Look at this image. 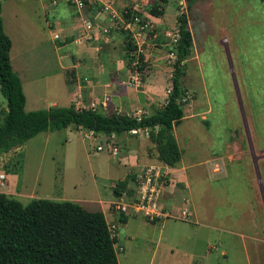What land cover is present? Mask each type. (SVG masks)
Wrapping results in <instances>:
<instances>
[{
    "label": "rangeland",
    "instance_id": "374dc122",
    "mask_svg": "<svg viewBox=\"0 0 264 264\" xmlns=\"http://www.w3.org/2000/svg\"><path fill=\"white\" fill-rule=\"evenodd\" d=\"M55 1L56 6H51L53 0H1L3 30L12 42L9 57L22 82L25 112L49 109L51 103L66 107L65 80L71 76L65 75L58 56L74 48L67 45L57 52V45L66 43L62 37L52 40L47 24L58 20L53 18L57 9L68 15L73 9L66 0ZM155 1L159 0L133 10L149 15ZM188 1L160 3L165 18L153 17L148 35L142 34V52L148 55L147 66L163 67L167 98L177 17L187 13L193 44L181 78L186 90L184 117L174 135L182 153L179 165L186 168L188 178L185 198L196 223L168 218L161 221L162 231L159 223L142 215L119 223L120 214L111 208L112 191L128 169L110 156L103 134L87 139L89 133L74 126L38 134L2 154L0 174L6 179L0 192L23 205L46 199L102 210L117 237L119 264H264V1L197 0L191 8ZM90 21L96 35L108 27L102 26V19ZM114 30L109 29L106 43L97 36L83 43L91 46L96 41L99 51L106 50L112 47L113 35L123 41L128 34ZM77 35H82L81 26ZM117 48L124 58L125 43ZM0 109L7 110L1 93ZM99 146L102 151H97ZM169 179L174 186L170 173Z\"/></svg>",
    "mask_w": 264,
    "mask_h": 264
},
{
    "label": "trees",
    "instance_id": "16d2710c",
    "mask_svg": "<svg viewBox=\"0 0 264 264\" xmlns=\"http://www.w3.org/2000/svg\"><path fill=\"white\" fill-rule=\"evenodd\" d=\"M196 1L189 0L188 8ZM160 3L166 4L167 0L153 2L149 15L163 16L164 9L160 8ZM125 10L121 14L125 20L140 16L132 8ZM177 23L171 89L161 109L139 119L121 114L104 115L91 109H78L75 105L25 112L26 97L20 78L11 66L9 53L12 43L3 30L0 0V93L7 106L6 111L0 109V156L38 134L70 126L107 136L147 130L148 138L155 146L157 160L168 167L176 166L180 162L181 151L173 131L184 117L186 90L181 78L193 44L187 13H181ZM114 31L124 33L125 30ZM127 33L123 35L124 60L128 68L142 72L147 61L142 53L131 55L137 46L129 31ZM135 59L137 65L133 66ZM127 185L128 180L119 181L112 191L114 197H120L127 190L132 194L133 190L127 189ZM119 214V221L126 222L127 216ZM116 243L117 237L111 234L100 210L90 211L76 202L46 199H33L23 205L0 192V264H119Z\"/></svg>",
    "mask_w": 264,
    "mask_h": 264
},
{
    "label": "crops",
    "instance_id": "0c3cea01",
    "mask_svg": "<svg viewBox=\"0 0 264 264\" xmlns=\"http://www.w3.org/2000/svg\"><path fill=\"white\" fill-rule=\"evenodd\" d=\"M149 1L150 0H112L111 3L117 13L124 7L135 8L137 6V8H143L144 6H147ZM56 5V1L53 0L51 6ZM66 6H72L71 8L73 11L68 15L56 8L58 14L54 15L53 18L58 17V20H54L47 24L49 32H51V39L57 41L62 37L66 43H61L60 46L57 45V52L61 51L67 45L74 48L72 52H66L58 56L59 63H61V66L63 65L62 69L66 71L65 75L69 73L71 76L69 81L65 80L69 85V90L65 92L66 107L75 105L78 109H91L104 115L123 114L128 116H134V113L137 110L142 111L144 115H150L155 110L161 109L166 103L165 101L167 98L165 92L166 90L168 91L169 88L168 84H163V67H157L156 64H151L152 67L146 65L147 67L145 66V69L142 72L128 68L126 61L123 58L124 53L117 48L123 41L116 38V35L112 36L111 42L109 43L112 47L105 48L106 50L102 49L101 51L97 48L96 41H94V44L91 46L84 43H75V40L78 37L77 29L81 26L79 23L80 18L84 17L85 19L90 18L92 21H101L102 16L99 13V7H87L85 8V12L78 11L72 4V0H66ZM55 10H53V12H55ZM161 18H165V11L163 16L159 18L154 17L156 20H161ZM103 21L104 20L102 19V26L106 25L105 21ZM56 34H59L60 38L55 40L54 36ZM144 35L148 34L145 33ZM96 36L98 41L103 39L102 35H95V37ZM142 38L140 41L138 38V49L140 50L138 53H142L145 61H147L146 57L148 55L145 56V53L142 52L144 51L142 49V44H144L143 41L145 40V37L143 41ZM88 45L90 47H88ZM105 46L101 48H104ZM45 62L46 60L43 59V63ZM136 72L139 73V81L130 85L129 81L131 78H134ZM50 105V108L60 107L57 103H51ZM204 120L205 119L202 121ZM88 133L89 135H87V139H97L99 136L98 134H93L91 132H87V134ZM103 141L109 149L110 156L117 157L118 163L127 167L128 172L120 178V181L128 180L127 189L133 190V193L135 189V177L140 171L137 169H142L143 167L150 165L152 161L161 163L157 160L154 150L155 146L149 140L147 130H138L121 136L104 135ZM99 147H101L100 151H102L103 147ZM187 161L190 162L191 160L187 159ZM179 164L180 162L174 167L167 166L175 184L174 186L171 185L165 189L162 196V204L166 210L171 208V211H173V209L184 210L186 204L188 208L186 207L185 210H188L193 216L192 219L190 218L188 224H195V221L197 220L194 210L190 209L189 201L185 198V190L188 188L186 168ZM217 165L218 164H215L216 168ZM213 172H216V170L213 169ZM126 176L128 178H126ZM128 193L131 192H129V190L124 191L118 198L127 200L126 196L130 197L133 195V193ZM176 197L179 199L176 200ZM115 199L117 198L114 197L113 200ZM180 202L183 203L181 206H179ZM108 203L107 210L109 209L110 201ZM177 214H179V211ZM119 223L121 222L119 221ZM157 223L160 224L162 231V228H165L164 221H159Z\"/></svg>",
    "mask_w": 264,
    "mask_h": 264
},
{
    "label": "built area",
    "instance_id": "2783aa9c",
    "mask_svg": "<svg viewBox=\"0 0 264 264\" xmlns=\"http://www.w3.org/2000/svg\"><path fill=\"white\" fill-rule=\"evenodd\" d=\"M72 4L78 11H82L87 7H99V13L101 14L105 23H108L107 25L109 27H102L99 31L103 37L104 43L107 42L106 39L109 37L110 28H114L115 30L123 28V30L126 32L129 31V33L132 34V38L137 46V50L131 54L132 56L135 53V55H137L138 51H140L138 49V38L140 41L142 34L147 33L146 31L148 28H152L151 23L153 22V16L147 14H143L142 16L141 14V16L134 15L131 19L125 20L122 18L121 13L119 16L118 12H115L111 1L107 4L104 2V0H72ZM79 23L81 24L82 28V35H77L78 37L75 40V43L81 44L84 40L88 41L94 38L96 35V29L92 22L88 19L81 18ZM54 38L55 40L59 39V34H56ZM132 65H137L136 59ZM137 81H139V73L136 72L134 78H131L129 81V84L131 85ZM142 115H144L142 111H137L134 113L133 117L139 119ZM135 131L138 130H133L131 132ZM100 150L101 147H97V151ZM169 173L170 172L167 166L163 163L143 167L135 177V189L133 195L130 197L126 196L127 199L131 198L130 201L117 198L111 203V208L127 217H137L138 215H142L150 222H159L168 218L173 220L180 219L182 221L190 220L191 214L188 210H181L177 215L170 210H166L162 204L163 193L165 189L171 185H169ZM5 179L6 176L4 174H0L1 189H3L5 186Z\"/></svg>",
    "mask_w": 264,
    "mask_h": 264
}]
</instances>
